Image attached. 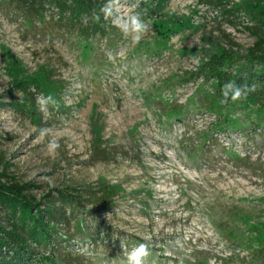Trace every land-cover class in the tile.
<instances>
[{
    "label": "rangeland",
    "instance_id": "rangeland-1",
    "mask_svg": "<svg viewBox=\"0 0 264 264\" xmlns=\"http://www.w3.org/2000/svg\"><path fill=\"white\" fill-rule=\"evenodd\" d=\"M243 1L119 0L87 39L48 4L28 18L0 0V177L67 216L27 264H129L141 243L145 264H264V108L224 106L199 76L224 48L246 55V27L264 39L226 12ZM137 13L133 45L112 20Z\"/></svg>",
    "mask_w": 264,
    "mask_h": 264
},
{
    "label": "trees",
    "instance_id": "trees-1",
    "mask_svg": "<svg viewBox=\"0 0 264 264\" xmlns=\"http://www.w3.org/2000/svg\"><path fill=\"white\" fill-rule=\"evenodd\" d=\"M15 1L28 18L31 13L43 15L45 6L50 5L57 10L61 23L67 22L73 30H78L81 36L87 39L105 36L110 29L109 20H106L101 12L106 2L100 0ZM235 9L226 12H241L250 21L264 28V0H244L240 8ZM96 15L100 16L99 21L95 20ZM246 29L251 30L257 37V42L246 55L224 48L204 62L199 76L204 83L212 85L213 93L219 101L222 99L220 89L225 82L235 81L239 85L256 83L257 90L245 99L264 108V39L255 32L258 29ZM232 104L233 102L229 101L223 105L228 107ZM34 188L36 186L31 183H4L0 177V209L4 212L5 222H0V264H27L34 257L35 250L52 244L55 231L52 225L67 220L65 211L56 207L54 198L48 199L46 204L38 202L32 196ZM59 195L65 202L70 198V195L65 193ZM68 205L72 208L81 206L80 203Z\"/></svg>",
    "mask_w": 264,
    "mask_h": 264
},
{
    "label": "clouds",
    "instance_id": "clouds-1",
    "mask_svg": "<svg viewBox=\"0 0 264 264\" xmlns=\"http://www.w3.org/2000/svg\"><path fill=\"white\" fill-rule=\"evenodd\" d=\"M118 5L119 0H108V2L101 8V12L103 13L106 20L113 16L114 10L119 11ZM99 19L100 16L96 15L95 20L99 21ZM112 23L122 31L126 38L129 36L131 37V42L133 45L139 44L140 40L148 29V25L141 20L138 13L129 14L126 17L117 16L112 20ZM257 87L258 85L256 83H245L243 85H239L235 81L225 82L220 89V95L222 97L220 103L228 104L229 101L233 103L240 101L242 98H246L249 94L254 93L257 90ZM36 103L39 106V110L41 112H45L46 106L49 104L55 108L59 107L57 101L51 95H48L47 97L44 95L37 96ZM48 133V129H41L40 136L44 137ZM47 148L49 152L55 153L57 149L60 148V144L53 137L49 140ZM149 255L150 251L148 245L146 243H141L128 254L127 258L129 264H145V260Z\"/></svg>",
    "mask_w": 264,
    "mask_h": 264
}]
</instances>
